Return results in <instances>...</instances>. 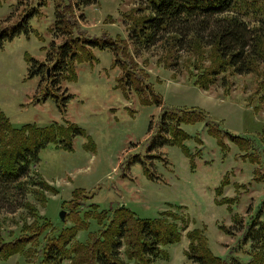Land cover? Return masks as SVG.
I'll return each instance as SVG.
<instances>
[{
  "label": "rangeland",
  "instance_id": "1",
  "mask_svg": "<svg viewBox=\"0 0 264 264\" xmlns=\"http://www.w3.org/2000/svg\"><path fill=\"white\" fill-rule=\"evenodd\" d=\"M142 4L141 0H91L73 9L76 34L111 35L119 41L120 63L114 65L111 49L92 47L93 59L76 63L74 77L48 91L45 79L29 75L27 59L44 61L49 45L62 41L51 29L53 0H0V22L15 20L23 8L36 9L29 19V34L5 40L0 48V111L15 127L68 120L84 130L73 139L72 150L53 143L41 148L38 162L26 176L14 182L0 177V243L19 236L30 240L27 256L16 253L0 264H39L47 241L67 227L86 225L75 238L85 242L89 233L99 234L118 218L120 206L139 218L158 217L178 226L179 240L162 246L165 254L154 264H196L186 256L187 232L193 229L203 231L211 253L222 260L249 259L252 249L243 235L264 201V130L258 134L264 123V63L253 73L227 74V88L221 87L219 75L208 90H199L186 77L209 71L217 62L213 49L196 45L191 52L180 51V72L173 77L167 67L175 59L168 46L158 43L135 50L128 41L129 24ZM237 9L250 24L264 28V0H237ZM119 65L135 72L140 93L128 87L125 97L116 87L122 73ZM148 89L161 96L164 109L144 103L151 101ZM192 108L247 142L241 149L222 136L221 146L208 133L212 123L207 120L179 125L190 135L184 142L189 157L179 146L163 142V113L178 109L186 117L181 109ZM1 141L6 146L4 136ZM34 176L57 191L34 189L30 183ZM215 198L224 204L217 205ZM120 256L125 264H139L129 257L126 244Z\"/></svg>",
  "mask_w": 264,
  "mask_h": 264
},
{
  "label": "trees",
  "instance_id": "2",
  "mask_svg": "<svg viewBox=\"0 0 264 264\" xmlns=\"http://www.w3.org/2000/svg\"><path fill=\"white\" fill-rule=\"evenodd\" d=\"M141 1L143 4L139 6L136 18L129 24L128 41L134 44L135 50L150 48L158 43L168 46L171 56L175 59L170 61L167 67L173 72V77L178 76L180 72L177 62L179 52H191L196 45L213 49L217 61L207 73L203 71L204 76L186 77L189 83L203 90H208L214 85L219 75H222L221 87L227 88V74L231 76L253 73L258 64L264 63V28L259 23L250 24L245 19L244 14L237 9V0ZM68 2L64 4L61 0H53L54 24L51 29L62 37L61 43L52 42L49 45L44 61L33 57L27 59L29 75L31 77L40 75L45 79L48 91L57 90L60 81L72 79L76 63L91 61L92 47L111 49L115 55L114 65L120 63L117 57L119 41L111 35L102 34L91 38L76 34L74 31L72 10L89 4L91 0ZM43 4L45 1L38 5ZM23 9L15 20L0 22V48L5 40H11L22 33L28 35L31 31L29 19L36 9L34 7ZM119 68L122 73L116 79V87L122 90L125 97L128 87L140 93L142 89L135 85L140 79L135 72H130L122 65H119ZM55 76L59 78L56 79ZM147 91L151 93V101L146 98V102L145 99L142 101L145 104L154 102L164 109L161 96L150 89ZM140 95L141 98L146 97ZM177 110H167L163 113L166 121L163 122L161 135L165 137L163 142L179 146L187 157L189 155L184 142L190 135L180 128V123L206 120L211 122L208 133L216 137L221 146L222 136L230 139L239 148L247 142L243 136L220 129L219 124L211 121L200 109H181L186 112V117ZM262 129L264 130V123L258 134H262ZM83 134L82 128L68 120L61 124L54 122L42 127L35 124L15 127L0 111V177L12 182L17 181L27 175L31 165L38 162L37 155L41 148L53 143L56 148L72 150L73 139ZM3 136L6 146L2 145ZM30 181L34 189L57 191L41 177L34 176ZM220 183L221 185L224 183V178ZM217 187L216 196L220 195ZM80 191L81 188L75 189L72 194ZM214 201L217 205L224 204L217 198ZM25 207L28 208L27 202ZM263 208L264 201L255 217L248 223L243 235V240L249 243L252 249L247 261H241L233 256L227 262L211 253L207 239L200 229L187 232L188 260L196 264H264ZM117 210L118 218L116 220L114 218L99 234L89 233L85 242L77 241L75 238L79 230L87 229L86 225L61 230L47 241L39 264H62L64 260H68L70 264H125L120 256L124 244L128 247L131 259H135L139 264H154L165 254L162 246L179 240V228L174 223H166L158 217L139 218L125 206H120ZM29 242L30 240L24 236L1 242L0 260H5L16 253L27 256L26 245Z\"/></svg>",
  "mask_w": 264,
  "mask_h": 264
},
{
  "label": "water",
  "instance_id": "3",
  "mask_svg": "<svg viewBox=\"0 0 264 264\" xmlns=\"http://www.w3.org/2000/svg\"><path fill=\"white\" fill-rule=\"evenodd\" d=\"M47 73H48V70H47ZM59 217H60V220H63V218H64V211L63 210H61L59 212Z\"/></svg>",
  "mask_w": 264,
  "mask_h": 264
},
{
  "label": "crops",
  "instance_id": "4",
  "mask_svg": "<svg viewBox=\"0 0 264 264\" xmlns=\"http://www.w3.org/2000/svg\"><path fill=\"white\" fill-rule=\"evenodd\" d=\"M200 90V88H198Z\"/></svg>",
  "mask_w": 264,
  "mask_h": 264
}]
</instances>
